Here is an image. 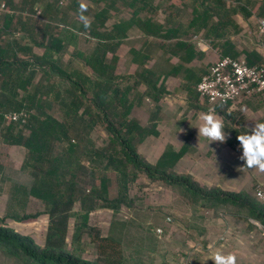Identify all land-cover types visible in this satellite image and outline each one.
I'll use <instances>...</instances> for the list:
<instances>
[{
	"label": "trees",
	"instance_id": "16d2710c",
	"mask_svg": "<svg viewBox=\"0 0 264 264\" xmlns=\"http://www.w3.org/2000/svg\"><path fill=\"white\" fill-rule=\"evenodd\" d=\"M22 1L34 11L40 0ZM104 1L105 7L95 12L93 22L82 27L98 39L89 54H79L86 72L69 70L57 58L66 42L52 32L53 26L47 24L39 32L19 14L0 11V143L26 151L20 169L10 170L23 174L25 184L22 188L14 183L11 192L41 201L48 217L42 246L32 236L8 227L5 218H0V251L25 264H129L122 242L93 226L91 216L98 210L116 212L123 206L134 205L131 189L142 176L179 187L181 196L197 207H234L235 214L251 217L264 227V204L256 197L201 185L191 175L168 171L169 165L162 161L152 165L138 153L146 137L158 135L156 126L143 127L133 117L141 85L146 86V95H156L153 92L158 77L146 66L151 58L150 47L131 49V60L138 67L136 73L128 76L116 73L117 52L133 29L146 37H157L155 45L165 52L163 41L200 34L221 57L241 56L227 42L241 30L235 17L244 20L255 17L259 34L264 0H190L187 5L186 0H158L156 6L154 0H120L130 1L127 5L131 7V16L116 20L109 28L106 24L119 0ZM8 4L17 9L12 0ZM186 6L191 7V14L183 29L181 21ZM53 9L56 8L52 2L42 13L46 15ZM143 10L149 14L143 16ZM159 12L164 15L163 23L156 20ZM21 30L23 34L19 37ZM262 40V45L256 43L255 48L243 55L250 66L264 65V57L258 50L264 48ZM36 47H43L44 53L38 55ZM55 84L63 87L56 90ZM50 91H56L61 118L49 111L53 102L45 95ZM230 103L217 104L214 110L223 116L224 130L231 134L233 144L245 132L244 117L237 110H229ZM13 112H26V120H8L7 116ZM97 127L107 134L101 144L94 138ZM2 169L5 171L0 165ZM38 216L26 215L21 219ZM86 240L93 246L94 260L83 256Z\"/></svg>",
	"mask_w": 264,
	"mask_h": 264
},
{
	"label": "crops",
	"instance_id": "0c3cea01",
	"mask_svg": "<svg viewBox=\"0 0 264 264\" xmlns=\"http://www.w3.org/2000/svg\"><path fill=\"white\" fill-rule=\"evenodd\" d=\"M129 16L131 13L125 17ZM235 20L240 24L241 30L232 34L227 42L243 56L255 48L256 43L262 45L264 37L253 30V24L258 23L255 17L244 20L243 17L236 16ZM181 22L185 24V20ZM185 27L186 25L183 29ZM134 30L139 34L130 36L129 33L121 47H128L127 52L150 47L151 58L146 66L158 77L153 92L156 95H146L144 84L137 93L139 97L133 109V117L143 127L149 124L156 126L158 133L157 136L146 137L139 145L138 153L148 163L155 165L162 161L169 165L168 171L191 175L201 185L218 187L225 191L245 192L255 197V185L264 183V173L244 168L245 162L240 159L242 148L239 142L231 144V134L225 130V142H209L205 137L200 138L198 128L195 127L200 123L201 113L214 110L213 106L200 97L196 87L209 66L221 57L220 53L202 39L198 40V35L173 37L163 41L161 45L165 46V52L162 47L155 45L157 37H146L137 29L130 32ZM142 35L149 40V44L129 46L132 38ZM258 50L264 57V48L260 47ZM129 63L132 73H136L138 67L131 60V54ZM229 110L242 113L243 130L250 133L256 122H264V93H258L241 102L230 103ZM214 113L223 119L221 113L215 110ZM135 187L150 191L156 188L157 193L165 192L166 200L153 204L155 207L165 208L163 227L165 231L169 230V235L175 234L176 250L180 253H175L174 256L182 264H214L210 255L217 250L224 254H234L237 264H264V227L258 222L262 228L255 225L253 218L235 214L234 207H197L181 196L179 187L150 181L145 176L138 180ZM105 211L108 214L110 210L102 209L95 213ZM168 216L172 218L170 224L165 222ZM178 236H182L180 246L176 242ZM121 238L124 240L125 237ZM192 246H197L198 250L191 251Z\"/></svg>",
	"mask_w": 264,
	"mask_h": 264
},
{
	"label": "rangeland",
	"instance_id": "374dc122",
	"mask_svg": "<svg viewBox=\"0 0 264 264\" xmlns=\"http://www.w3.org/2000/svg\"><path fill=\"white\" fill-rule=\"evenodd\" d=\"M8 1L9 0H0V11L3 12L7 10L6 12L19 14L39 32L44 30L47 24L53 26L52 32L64 38L66 42L64 51L58 55L57 58L62 59V61L67 64L69 70L87 71V69H84V62L82 56L79 54H89L96 46L98 39L92 36L89 30L85 31L82 27L84 25L88 26L93 22L95 12L105 7L104 0H40L34 11L31 10L30 5H24L22 0H12L17 8L12 9ZM189 1L190 0H186L184 2L185 5L189 4ZM52 2L55 4V8L58 9V11H54L56 9H53L44 15L42 10L47 7V4ZM127 2L129 3L130 1L122 3L119 0L114 4L117 9L111 12V17L106 27L109 28L118 19H129L130 16H125L132 11L127 5ZM2 4H5L4 10L1 9ZM153 4L156 6L158 0H154ZM190 8L191 7L186 6L183 9L182 17H184L183 20H185L184 25L190 20ZM144 13L148 14L149 12L143 10L141 14L145 15ZM188 16L189 18L186 19ZM164 19V15L159 12L156 16V20L159 23H163ZM257 25V22L253 24V30H257ZM22 34L21 30L18 36L20 37ZM138 34L139 32L136 30L130 32V36ZM199 35L200 34H198L197 39L201 40L202 38ZM134 44L142 46L149 44V40L142 35L135 39L132 38L129 46H133ZM127 50L128 47H120L117 52L119 61L116 73L121 76L133 74L132 70H130L131 64L129 63L131 53L127 52ZM35 52L38 55H42L44 53V48L36 47ZM21 56H23V53ZM108 58H111V54H109ZM62 87L63 86L60 84H57L56 90ZM55 95L56 91H50L45 96L53 102L49 111L56 117L61 118L62 110ZM94 138L101 144L107 138V134L100 127H97ZM25 155L26 151L22 147L0 143V165L5 171L9 172L7 176H3L5 171H3V169L0 171V218H5L4 223L8 227L23 235L32 236L36 243L42 246L48 225V217L44 212L45 207L43 203L34 198L25 197L23 194L13 195V191L11 192L14 183H16V187H22L25 184L23 174H20V176L19 174L10 172L11 169L17 171L20 169ZM259 185H264V183H257L255 185V193ZM135 186L131 189V196L135 198L134 205L123 206L116 212L110 210L108 214L106 213L107 211L93 214L91 216V224L101 228L105 235L112 234L118 240L121 239L129 264H182L181 261H177L174 256L180 253L176 250L175 234L169 235V230L167 229L164 235L159 238L155 233L156 228H164L163 220L166 217V213L164 207H155L153 202H164L166 200L165 192L161 191L162 193H157L155 190L156 188L151 191L149 189L143 190V187L136 189ZM35 214H39V216L37 218L21 219L26 215ZM131 216H133V218ZM161 222L163 223L161 224ZM255 225L261 227L257 222ZM122 236L125 237L124 240H122ZM181 239L182 236H178V241H176L179 242L178 246L181 245ZM196 247L197 246H192L190 250H198ZM84 250L83 256L85 259H95V251L88 240L85 241ZM0 264L25 263L0 251Z\"/></svg>",
	"mask_w": 264,
	"mask_h": 264
},
{
	"label": "built area",
	"instance_id": "2783aa9c",
	"mask_svg": "<svg viewBox=\"0 0 264 264\" xmlns=\"http://www.w3.org/2000/svg\"><path fill=\"white\" fill-rule=\"evenodd\" d=\"M5 7L2 4L1 9ZM259 34L264 37V19L259 21ZM197 92L202 99L215 107L221 103H237L249 99L258 93H264V65L257 64L250 66L245 56L220 57L212 63L207 72L203 74L198 83ZM26 112L12 113L7 116L8 120H26ZM255 197L264 204V185L256 189ZM165 222L172 223V218L167 217ZM164 228H156V235L161 238L164 235Z\"/></svg>",
	"mask_w": 264,
	"mask_h": 264
},
{
	"label": "clouds",
	"instance_id": "9594fccd",
	"mask_svg": "<svg viewBox=\"0 0 264 264\" xmlns=\"http://www.w3.org/2000/svg\"><path fill=\"white\" fill-rule=\"evenodd\" d=\"M199 121L200 123L195 127L198 128L200 138L205 137L209 142L226 141L223 119L216 115L213 109L201 113ZM237 139L242 148L240 159L245 162L244 168L264 173V122H256L250 133H240ZM209 247L211 248V245ZM210 259L214 264H237L234 254H224L219 250L212 252Z\"/></svg>",
	"mask_w": 264,
	"mask_h": 264
}]
</instances>
